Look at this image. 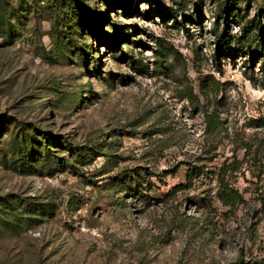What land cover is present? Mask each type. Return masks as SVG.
Instances as JSON below:
<instances>
[{
  "label": "rangeland",
  "instance_id": "obj_1",
  "mask_svg": "<svg viewBox=\"0 0 264 264\" xmlns=\"http://www.w3.org/2000/svg\"><path fill=\"white\" fill-rule=\"evenodd\" d=\"M263 44L264 0H0V264H264Z\"/></svg>",
  "mask_w": 264,
  "mask_h": 264
},
{
  "label": "trees",
  "instance_id": "obj_2",
  "mask_svg": "<svg viewBox=\"0 0 264 264\" xmlns=\"http://www.w3.org/2000/svg\"><path fill=\"white\" fill-rule=\"evenodd\" d=\"M226 45H227V43H225V44H220V46H219V48L217 49V54H221V52L223 51V50H225V48H226ZM263 48H264V44H263ZM76 153V160H80L79 158L80 157H84L85 156V154H83V153H81V152H75ZM80 162H82L81 160H80ZM230 202H232L233 204H234V201L236 200L235 198H233V196H231L230 197ZM30 206H32L31 205V203H30Z\"/></svg>",
  "mask_w": 264,
  "mask_h": 264
}]
</instances>
